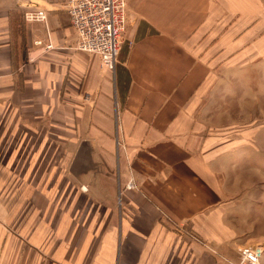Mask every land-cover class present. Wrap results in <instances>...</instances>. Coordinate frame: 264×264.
Listing matches in <instances>:
<instances>
[{"label": "crops", "instance_id": "1", "mask_svg": "<svg viewBox=\"0 0 264 264\" xmlns=\"http://www.w3.org/2000/svg\"><path fill=\"white\" fill-rule=\"evenodd\" d=\"M259 2L127 0L105 72L74 48L66 0H0V264H225L174 225L231 232L193 97L254 40Z\"/></svg>", "mask_w": 264, "mask_h": 264}, {"label": "rangeland", "instance_id": "2", "mask_svg": "<svg viewBox=\"0 0 264 264\" xmlns=\"http://www.w3.org/2000/svg\"><path fill=\"white\" fill-rule=\"evenodd\" d=\"M254 13L259 26L254 40H245L226 59L211 60V73L193 97L196 134L210 148L208 161L226 190L225 225L231 232L215 234V222L205 238L191 234L186 223L174 225L180 239L201 242L213 259L225 264H233L240 249L255 244H261L264 264V0ZM241 30L239 39L251 37L245 34L250 25ZM118 140L116 147L123 149L124 141Z\"/></svg>", "mask_w": 264, "mask_h": 264}, {"label": "built area", "instance_id": "3", "mask_svg": "<svg viewBox=\"0 0 264 264\" xmlns=\"http://www.w3.org/2000/svg\"><path fill=\"white\" fill-rule=\"evenodd\" d=\"M65 10L75 35L74 48L97 54L99 68L113 72L128 18L127 0H66ZM25 19L45 21L46 12L28 11ZM125 187L131 189L135 184L130 180ZM261 248V244L243 247L233 264H260Z\"/></svg>", "mask_w": 264, "mask_h": 264}]
</instances>
